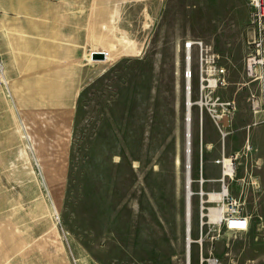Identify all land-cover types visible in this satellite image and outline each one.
Instances as JSON below:
<instances>
[{
  "label": "rangeland",
  "instance_id": "1",
  "mask_svg": "<svg viewBox=\"0 0 264 264\" xmlns=\"http://www.w3.org/2000/svg\"><path fill=\"white\" fill-rule=\"evenodd\" d=\"M152 3L118 20L96 47L110 58L87 57L68 85H40L51 80L0 53V264H188V96L191 264H264V80L247 66L264 59V35L247 0ZM189 41L211 46L223 83L202 82L195 49L188 84ZM255 67L259 77L264 62ZM223 154L244 232L200 228L199 180L220 188Z\"/></svg>",
  "mask_w": 264,
  "mask_h": 264
},
{
  "label": "crops",
  "instance_id": "2",
  "mask_svg": "<svg viewBox=\"0 0 264 264\" xmlns=\"http://www.w3.org/2000/svg\"><path fill=\"white\" fill-rule=\"evenodd\" d=\"M155 6L150 0H0V53L13 55L19 73L51 80L40 85H68L69 71L86 66L101 40L116 36L118 20H136Z\"/></svg>",
  "mask_w": 264,
  "mask_h": 264
},
{
  "label": "built area",
  "instance_id": "3",
  "mask_svg": "<svg viewBox=\"0 0 264 264\" xmlns=\"http://www.w3.org/2000/svg\"><path fill=\"white\" fill-rule=\"evenodd\" d=\"M247 4L250 7L251 22L255 25V29L264 35V0H247ZM195 49L199 51L198 58L202 82H207L208 85H211V81H213L217 86L219 83H223L220 79L221 76L225 74V71L219 70L211 46L204 44L202 41H189L185 43L187 54L185 77L187 79H192V53ZM95 52L99 51L97 50L89 53L90 60H93L92 55ZM101 53L104 54V60L110 58V53L108 51H103ZM250 59L251 58H249V60ZM188 62L190 63V68L188 67ZM2 70L3 68L0 64V73ZM224 156L225 154L214 160V163L219 166L221 170V177L219 178L220 188L218 190H213L211 192L204 191L203 187L206 180L202 176L199 180L201 187L199 192L200 228H223L231 232H244L249 229V218L243 213V203L241 199L237 195L232 194L230 187L226 184L225 178H228L226 174L229 167H227L223 161ZM230 159L233 160V157ZM214 194L218 196L211 198V195Z\"/></svg>",
  "mask_w": 264,
  "mask_h": 264
},
{
  "label": "bare ground",
  "instance_id": "4",
  "mask_svg": "<svg viewBox=\"0 0 264 264\" xmlns=\"http://www.w3.org/2000/svg\"><path fill=\"white\" fill-rule=\"evenodd\" d=\"M262 62H264V59L261 60ZM257 58H251L248 62V70H249V76L251 77H256L255 80H260L263 79L264 80V71L261 75H259V77H257L258 75L255 74V65L258 64ZM188 67L190 68V63L188 62ZM256 68V67H255ZM258 70H256L257 72ZM187 82L189 85H191L192 83V79H187ZM211 86H217L213 81H211ZM191 94V93H190ZM188 103H187V109H186V161H187V172H186V208H185V218H186V236H187V250H186V256L188 259V264H191L192 262V244L194 243V240L192 239L191 236V230H192V221H191V216L193 214V209H192V190H191V185L193 184V179L191 176V169H192V155H193V150H192V144H191V137H192V130H191V108H192V103L191 100L188 96L187 99ZM259 105L258 103H255V109H258ZM255 113H259V111L257 110ZM216 118L218 119V121L221 119V116H216ZM223 134H225L223 132ZM226 135V134H225ZM224 163L227 167H229L227 169V174L226 176L229 179H235L234 178V173L236 172V166L235 163H233V160H231L230 158H227L226 155L224 156ZM226 179V178H225ZM207 182V180H206ZM227 184V183H226ZM228 185V184H227ZM229 186V185H228ZM217 194L211 195V198H215L217 197ZM214 211V210H213ZM211 263H213L212 261H210Z\"/></svg>",
  "mask_w": 264,
  "mask_h": 264
},
{
  "label": "water",
  "instance_id": "5",
  "mask_svg": "<svg viewBox=\"0 0 264 264\" xmlns=\"http://www.w3.org/2000/svg\"><path fill=\"white\" fill-rule=\"evenodd\" d=\"M93 60H104V54L101 52H95L92 55Z\"/></svg>",
  "mask_w": 264,
  "mask_h": 264
}]
</instances>
